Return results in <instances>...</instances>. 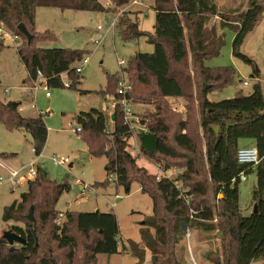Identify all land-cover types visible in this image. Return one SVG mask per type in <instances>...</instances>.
I'll return each mask as SVG.
<instances>
[{"label":"trees","instance_id":"16d2710c","mask_svg":"<svg viewBox=\"0 0 264 264\" xmlns=\"http://www.w3.org/2000/svg\"><path fill=\"white\" fill-rule=\"evenodd\" d=\"M109 1L114 10L131 2ZM39 7L95 12L109 9L99 0H0V25L19 36L18 55L30 80H36L41 71L48 87L61 86V76L67 74L72 79L69 87H74L76 63L84 58L83 53L33 46ZM154 11L152 33L142 31L129 12H124L116 23L124 41L144 37L154 48L152 53L133 55L125 69L132 86L128 98L155 106L154 111L139 119L140 128L135 134L138 153L166 172L177 171V176L172 181H157L155 174L138 165V156L130 152L134 129L124 121L120 106L113 109L111 131L108 123L112 115L92 110L77 115L81 128L77 133L91 156L107 158L108 181L114 176L116 186L124 187L127 193L136 181L153 202V214L141 229L145 248L135 242L129 244L137 264L144 263L146 249L152 264H184L175 250L183 224L194 231L220 234L221 255L214 264H264L263 86L258 81L248 95L238 91L231 98L211 101V93L236 84L237 72L231 66L207 65L221 54L224 29L234 34L233 56L253 65L242 47L261 21L264 6L252 1L247 10L228 16L219 11L214 0H154ZM214 18L218 23L210 26ZM20 24L32 35L30 42L18 30ZM4 47V39L0 38V52ZM252 77L258 79V71ZM118 80V75L108 77L104 97L113 94L119 98ZM170 98L185 100L186 120L170 109ZM193 105L198 108L200 130L191 120ZM0 123L9 130L28 133L36 154L42 153L48 138L42 115L24 118L19 104L0 100ZM244 140L253 143L260 160L254 169L256 212L249 216L242 215L239 207V176L253 170L237 162V151ZM69 190V184L53 181L42 166L37 167V176L27 181V191L20 201L8 206L3 215L5 222H15L8 229L21 236L25 244L10 246L0 236V264H97L98 255L119 253V227L113 214L67 211L63 224H58L61 213L56 205ZM220 194L222 198L218 199ZM31 208L34 222L26 214ZM125 249L122 245V251Z\"/></svg>","mask_w":264,"mask_h":264},{"label":"rangeland","instance_id":"374dc122","mask_svg":"<svg viewBox=\"0 0 264 264\" xmlns=\"http://www.w3.org/2000/svg\"><path fill=\"white\" fill-rule=\"evenodd\" d=\"M99 1L109 9V12L62 10L53 7L36 9V39L33 42L35 48L77 50L83 53V57L90 58L82 72L77 73L76 84L71 88L69 85L72 79L67 74L61 76L63 86H50L46 91L45 80L37 79L35 84H42L34 88V81L30 80L18 55L20 40L13 43L14 33L5 26L2 27L5 31V47L0 52V100L19 104L20 114L24 118L42 115L48 128V138L42 153L37 155L33 152L34 147L28 133L23 130H9L0 123V179L4 180L0 184V236L9 231L8 226L15 224L14 221L3 220L5 209L20 201L22 193L27 191V181L30 179L27 170H24L17 183L11 184L6 182L9 172L36 161V169L40 165L50 179L70 186V190L61 196L56 205L61 214L67 211L82 213L100 211L115 215L119 227L120 251L111 256L98 255L97 264H137V258L131 253L129 244L135 242L140 248H145L141 229L145 220L153 214V202L148 194L142 192L141 185L136 181L131 183L129 193L124 187L116 186L112 178L108 181L105 169L107 158L91 156L87 144L75 130L79 126L76 117L80 112L97 110L111 116L114 95L104 97L102 93L108 88V77L120 76L123 73L124 78H128L125 69L131 57L136 53L154 51L153 46L147 43L144 37L124 41L118 30L107 33L110 23L117 21L124 12H129L132 20H138L142 31L152 33L155 25L154 0H140V5L129 6V3L117 10L112 8L109 0ZM252 1L264 6V0H214L219 11L228 16L247 10ZM216 20L217 18L212 19L210 26L218 23ZM222 33L225 35V45L221 54L208 61L207 65L231 66L237 72V79L235 85L222 92L211 93L210 100L228 99L238 91L248 95L258 81L264 90V14L242 47V52L254 62L253 65L233 56V32L224 29ZM95 41H100L99 45L95 44ZM119 60H125L127 64L121 66ZM77 66H80L79 62L76 63ZM255 71L259 73L258 79L252 77ZM243 82H247V85ZM47 92L50 94L48 97ZM129 101L133 114L131 126L134 129V135L129 142L130 152L135 157L138 156L139 166L146 168L151 174H157L160 172L157 166L139 155L135 136L139 130L140 117L154 111L155 106L151 102L142 103L132 97ZM168 105L171 110L178 112L183 120L187 119L185 112L175 110L181 106L186 109L185 100L169 99ZM191 111L192 123L195 122L200 130L196 105L192 106ZM108 128L110 131L113 129L111 121ZM53 155L66 157L70 163L65 167H56L50 159ZM252 169L246 181L239 184V207L244 216H249L256 210L254 200L256 172L255 168ZM221 198L222 195H218V199ZM113 203L114 207H111ZM28 213L29 211L26 214ZM64 220L63 217L58 224H63ZM181 236L175 250L176 256L184 264H214V259L221 255V236L218 233H205L187 228L182 229ZM122 245L126 248L123 251ZM147 260H151L148 249L145 250L143 264H147L145 263ZM252 264L261 262L255 261Z\"/></svg>","mask_w":264,"mask_h":264},{"label":"built area","instance_id":"2783aa9c","mask_svg":"<svg viewBox=\"0 0 264 264\" xmlns=\"http://www.w3.org/2000/svg\"><path fill=\"white\" fill-rule=\"evenodd\" d=\"M133 5L134 6L135 5H140V0H131L129 6H133ZM116 22L117 21L114 20L113 22L110 23V27L108 28L107 33H110V32L114 33V31L117 30V23ZM2 27L3 26L0 25V38L4 39L5 31H4V29ZM99 29H100V27H99ZM19 40H20L19 36H16V35L12 38V42L13 43H15L16 41H19ZM99 43H100V41H95V44L99 45ZM89 60H90L89 57H84L81 60H79L80 66H77L75 71L77 73H81L82 69L85 66H87V64L89 63ZM119 64L122 66V65L127 64V62L125 60H119ZM37 79H44L45 83H46V79H45V77H44V75L42 74L41 71L37 72L36 80ZM36 80H33L34 81V83H33L34 84V88H38L42 84V83L39 84V85L35 84ZM244 85H247V82H245ZM44 89L46 91L48 90L47 83H46V86L44 87ZM131 89H132V86H131V83L129 82L128 78L125 79L123 73H121V75L119 76L118 85H117V95L119 96V98L118 99H115V98L113 99V103H114L113 107L115 108L116 106H120V108L124 112V121L127 124H129L130 126L132 124L131 116L133 114H132V110H131V107H130V101H129V98H128V93L130 92ZM49 95L50 94L47 92L46 96L48 97ZM107 96H109V95H107ZM181 108H182V110H180ZM181 108L180 109L177 108L175 110L179 111V112H185L186 113V109L184 108V106H181ZM75 131L76 132H80L81 128L77 127ZM33 152L36 153L35 149H33ZM50 159H51L52 163L54 164V166H56V167H65V166H67L70 163L68 158L60 157V156H57V155H53ZM259 161H260L259 160V155H258V151H257L256 147H254V146H245V147H241V148L238 149V151H237V162L239 164L247 166L249 168H256V166L258 165ZM35 164H36V161H33L32 163H30L29 166H24V167H21L19 169L11 170L9 172V177L6 180V182H9L11 184H16L19 176L22 174V172L24 170H27V176L30 178L29 180L35 179L36 176H37V169L35 168ZM157 169H159V171H160L159 173L155 174L156 178H157V181H160L163 178L172 181L177 176V171H175V170L166 172L165 170H163L161 167H158V166H157ZM110 178L115 180V177L112 176V175L110 176ZM246 179H247L246 173L243 172L242 174H240V176H239V181L240 182H244V181H246ZM3 181H4L3 179H0V184ZM177 187L181 188V184H177ZM183 194H185V190H182V195ZM111 207H114V203L111 204ZM63 217H64V215L60 214L59 219H58V223H60V221L63 219Z\"/></svg>","mask_w":264,"mask_h":264},{"label":"water","instance_id":"95a60500","mask_svg":"<svg viewBox=\"0 0 264 264\" xmlns=\"http://www.w3.org/2000/svg\"><path fill=\"white\" fill-rule=\"evenodd\" d=\"M18 30L27 38L28 42H30L32 40V35L29 33V31L27 30V28L24 24H20L18 26ZM114 118H115L114 115H112L111 121H114ZM214 131L216 133H218L219 128L217 126H215ZM71 166H72V164H70V167ZM255 208H256V206H255ZM255 212H256V210H255ZM27 217H28L29 221L34 222L35 218H34V209L33 208H31ZM182 229L183 230L187 229V226L185 224H183ZM2 237H3V239H5L8 242V244L10 246H14L15 244H21V245L25 244V241L21 236H19L18 234H16L13 231H10V230L5 231L2 234ZM179 238H182V236L180 235Z\"/></svg>","mask_w":264,"mask_h":264},{"label":"crops","instance_id":"0c3cea01","mask_svg":"<svg viewBox=\"0 0 264 264\" xmlns=\"http://www.w3.org/2000/svg\"><path fill=\"white\" fill-rule=\"evenodd\" d=\"M108 20V18H106V21ZM210 96V95H209ZM209 96H208V98H209ZM210 99V98H209ZM170 100H174L173 98H170ZM113 113V111L111 112V115H113L112 114ZM137 119H138V117H137ZM133 121H137V120H133ZM111 122H113V121H111ZM139 127V126H138ZM140 128V127H139ZM243 143V144H242ZM242 145H244V146H242ZM251 145H253V143L251 142V141H241L240 142V147H245V146H251ZM256 206V205H255ZM253 212V211H252ZM151 262V260H147L145 263H150Z\"/></svg>","mask_w":264,"mask_h":264}]
</instances>
